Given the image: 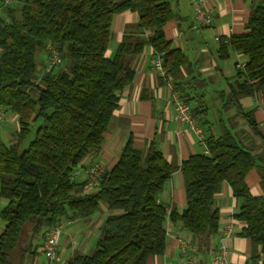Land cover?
<instances>
[{
  "label": "trees",
  "instance_id": "trees-1",
  "mask_svg": "<svg viewBox=\"0 0 264 264\" xmlns=\"http://www.w3.org/2000/svg\"><path fill=\"white\" fill-rule=\"evenodd\" d=\"M252 6L242 32L219 39L217 56L230 52L244 57L222 94L225 118L214 117L218 134L207 132L205 153L188 156L176 166L153 143L136 147L125 142L114 164L101 172L93 191L76 181L73 171L105 139L118 93L134 77L130 63L145 46L160 54L175 89L182 69L190 72L185 54L171 45L163 31L175 17L169 0H11L0 15V105L18 120L15 141L0 139V264H13L25 225L43 239L45 230L62 220L89 219L103 203L109 212L99 226L90 254L76 253L63 264H146L166 246L164 221L180 223L198 238V250L208 248L219 231L215 194L225 183L239 201L234 217L253 251L264 254V124L240 99L264 104V0ZM16 5V7L14 6ZM19 11V14H18ZM123 11L138 15L136 32L123 33L111 56L107 47L112 18ZM51 45L67 68L38 71L35 52ZM236 64V62H235ZM177 86V87H176ZM188 103L190 98L182 96ZM192 98V97H191ZM190 107L199 126L210 121L204 97ZM189 104V103H188ZM190 106V105H189ZM229 109L239 120H232ZM242 122L243 125H239ZM37 123L25 148L21 143ZM183 176L185 205L179 212L158 201L175 170ZM256 170L261 194L246 182ZM254 258V253L252 255Z\"/></svg>",
  "mask_w": 264,
  "mask_h": 264
},
{
  "label": "crops",
  "instance_id": "crops-1",
  "mask_svg": "<svg viewBox=\"0 0 264 264\" xmlns=\"http://www.w3.org/2000/svg\"><path fill=\"white\" fill-rule=\"evenodd\" d=\"M169 1L175 17L164 25V35L171 41L172 47L180 49L185 54L192 68L190 72L185 69L181 70L182 74L177 80L181 86H176V90L180 95L186 96L187 99L190 98L188 100L190 107L200 102L199 95H202L207 105L208 116L210 106L207 98L218 99L215 104L224 107L221 97L227 89V81L235 74V62L242 61L238 57L241 55L234 52H230L226 60L219 59L217 56L219 39L243 31L244 23L250 12L249 2L247 0H205L204 7L212 15L213 22L209 26L197 27L192 8L195 0ZM137 20L138 15L131 11H123L113 16L110 37L112 42L110 43L109 40L107 55L113 54L123 33L127 32L124 24ZM153 56L150 47L145 46L141 54L132 58L130 65L134 70L133 80L118 93V105L113 111L101 149L98 152L89 153L78 164L77 167L82 171L80 181L85 180V169L91 163H97L104 169L111 167L128 138H131L136 147H144L153 143L169 162L178 167L191 154L206 152L203 139L207 132L216 134L213 122L208 121L206 125L200 126L203 136L200 140L197 133L189 129L186 124L174 121V111L168 101L169 91L166 82L151 69L150 61ZM230 58L232 65H229L228 59ZM219 60L222 61L220 64ZM169 80L173 83L171 78ZM205 80L207 82L221 81L222 86L218 82V85L213 84L214 86H209L207 90L202 86ZM240 103L244 108L253 107L255 119L264 124V104L250 96L242 97ZM200 106H203L201 102ZM230 110L232 109L228 112ZM12 116L16 115L12 113ZM228 116L231 117L230 114ZM4 117L0 121V128L10 118L6 112H4ZM239 125L243 123L240 122ZM77 173H73V177L78 176ZM259 180L256 170L251 171L246 177L247 185L253 195L261 194ZM158 201L167 206V212L171 207H175L179 212L183 209L185 191L183 176L179 168L165 182ZM5 203L6 200L0 199V205L3 206ZM215 206L220 215L219 231L210 238L207 250L204 248L198 250V238L186 233L180 223L173 224L167 217L164 221L165 250L161 255L150 256L146 264H191L189 262L191 256L195 260L193 264H209L211 252L222 245L227 249V259L233 264H264V254L260 253L259 248L253 251L249 239L239 235L243 223L234 217L239 209V201L231 195V190L225 183L215 194ZM73 221L62 220L61 222H65L64 226H66L64 230L72 227L77 235L82 234L85 231L84 225L79 221ZM98 223L97 219L96 224L99 227ZM228 224L233 226V233L230 236H223L221 230ZM61 229L62 226L57 236L58 249ZM81 234L79 239L83 237ZM66 240V245H68V237ZM89 245L91 246L89 238L84 237L83 241L76 244V247L84 250Z\"/></svg>",
  "mask_w": 264,
  "mask_h": 264
},
{
  "label": "rangeland",
  "instance_id": "rangeland-1",
  "mask_svg": "<svg viewBox=\"0 0 264 264\" xmlns=\"http://www.w3.org/2000/svg\"><path fill=\"white\" fill-rule=\"evenodd\" d=\"M249 2V6L251 9L252 3L251 0H247ZM14 6L16 7V5L14 4ZM19 14V11H18ZM211 16V23L213 22V17ZM136 22L135 21H131L128 22L126 24H124V29L127 32H136V26H135ZM111 33H112V28H111ZM112 42V39L110 40V43ZM240 58V60H243L244 58L242 56H238ZM48 59V50H42L39 49L35 52V62L38 68V71H42L46 65V61ZM229 61V65H232L233 62L230 59H228ZM219 64L222 61H218ZM68 65V60L64 59L62 60L60 63L56 64L55 67L53 68L54 73H57L61 70H64L67 68ZM231 67V66H230ZM228 81H232V77H230L228 79ZM205 83L202 84V86H204L205 89L208 90L209 86H214L215 84L218 85V82L220 83V85L222 86V82L221 81H204ZM224 82V81H223ZM225 83V82H224ZM214 84V85H213ZM196 85V84H195ZM197 87V86H196ZM218 99H208L207 98V103L210 106V111L208 113V119L210 121L213 122L214 117H218V115H222L223 118H225L226 116L223 114L224 109L223 107L218 106L217 104H215V101ZM256 107V104L254 105ZM251 108V107H249ZM247 108V109H249ZM253 108V107H252ZM227 114V113H226ZM228 114L231 115L232 120H238L239 117L234 115V111L230 110L228 112ZM6 115L9 116L10 118L4 123L3 127L0 128V139L5 143V144H10L13 143L15 141V133L18 129V123H17V117L16 116H12V112L10 111H6ZM37 123H32L31 124V133L29 134V136L21 143L20 145V149L25 148L26 145L28 144L29 140L32 139L33 137V131L36 127ZM213 129L215 131L216 134H218L219 132V126L218 124L213 122ZM78 172V173H77ZM74 174H78L75 175L74 180L76 181H80V177H81V173L82 171H80L79 167H76L73 171ZM93 188H90L87 191H93ZM2 207V205H0V208ZM109 212L107 211L105 205L103 203H100V207L99 210L89 219H74L73 222H77L79 221V223L84 225L85 231L81 234L83 235V237L79 239V235H77V233H75V231L73 230L72 227L67 228L66 230H64V226L65 222H61V226H62V233H61V237L59 240V255L61 257L62 260H66L68 258H70L72 255L76 254V253H81V254H90L94 248V244L95 241L97 240V238L99 237V227L96 224V220L98 219L99 221V226L101 225L102 220L106 217V215ZM64 221V220H63ZM4 226V222L0 219V230L3 228ZM43 231H41L38 235L33 236L32 234V226L30 224H27L24 226L21 237L19 239L18 245L17 247L10 253V260L13 262V264H41L44 263L46 261L45 256L42 252V238L40 236V234ZM67 237L69 240V244L66 245L67 243ZM84 237L86 239L89 238L90 244L88 247H86L84 250H80V248L76 247L77 243H80L81 241H83ZM94 241V242H93Z\"/></svg>",
  "mask_w": 264,
  "mask_h": 264
},
{
  "label": "built area",
  "instance_id": "built-area-1",
  "mask_svg": "<svg viewBox=\"0 0 264 264\" xmlns=\"http://www.w3.org/2000/svg\"><path fill=\"white\" fill-rule=\"evenodd\" d=\"M205 0H195L193 2V16L196 20V26H209L211 23V16L209 11L204 7ZM11 3V0H0V15L2 14L3 8ZM48 59L44 67V71L48 72L52 70L56 64L61 62L60 56L56 49L51 45L48 47ZM151 69H153L163 80H165L169 97L168 101L172 105L174 114L173 119L177 123H184L189 129L197 133L199 139H202L201 127L197 124L195 117L192 115L190 106L187 102L183 100L180 93L175 89L173 83L169 80L167 76V69L163 64V59L160 54H154L151 61ZM244 61H237L235 67L243 68ZM4 110L0 105V121L4 119ZM103 171L97 163L89 164L85 169V183L87 188H93L97 185L99 176ZM232 225H226L222 230L221 234L223 236H230L233 233ZM61 225L60 223L48 227L44 232V237L42 239V252L45 256L44 264H63L64 260L61 259L59 255V249L57 246V236L60 233ZM183 243V242H182ZM194 251V249H191ZM189 262L193 264L195 262L193 256L190 257ZM209 264H233L227 259V249L225 246H220L214 249L209 257Z\"/></svg>",
  "mask_w": 264,
  "mask_h": 264
}]
</instances>
